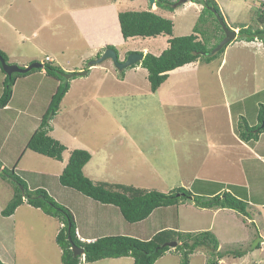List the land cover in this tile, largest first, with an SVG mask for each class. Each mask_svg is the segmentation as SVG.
<instances>
[{"label":"rangeland","instance_id":"374dc122","mask_svg":"<svg viewBox=\"0 0 264 264\" xmlns=\"http://www.w3.org/2000/svg\"><path fill=\"white\" fill-rule=\"evenodd\" d=\"M50 1L59 2V0ZM122 1L124 0H119L115 5L101 1L106 6L97 9L96 13L93 12L91 16L81 15L78 19L79 30L69 25L60 31V26L63 25L60 17L50 18L48 32L41 31L38 34V36L43 35L49 42L36 46L31 45L29 40L23 42L9 26V24H15L18 29L23 30L21 33L26 31L29 37V29L26 30L27 18L31 11L29 7L21 8L19 12H9L8 15L3 13L0 18V35L9 45L0 44V49L9 52L10 56L35 54L34 61L43 63V68L44 64L59 65L60 60L59 63L65 68H75L73 71H64L65 73L88 69L90 61L101 55L107 48V44L115 43L114 47L117 51L124 46H129L123 43L124 38L119 30L117 16L119 12L129 10L131 5L120 4ZM220 1H223L221 3L224 8L227 6L226 2L235 8V13L229 15L231 24H235L238 20L241 22V19L249 14L251 15L249 19L251 27L258 26V22L252 18L250 8L245 7L242 0ZM254 1L260 5L258 8L264 7V4L260 3L261 0ZM37 2L39 5L42 0H37ZM64 2L69 6V0H64ZM191 2L193 1L177 3L175 10L173 9L174 12L171 14L173 36L190 34L198 20L200 25L198 24L197 28L211 29L216 26L212 24L213 18L208 15L204 18L207 21H200L199 15L202 7L192 6ZM46 4H43V8L50 6ZM37 7V3L34 4L32 11ZM237 7L241 9V12L237 13ZM257 9L255 5L252 8L253 13H256ZM170 11L167 15H170ZM66 22L71 23L68 20ZM12 34L14 35L11 38ZM208 35L210 39L211 32L206 33L207 37ZM133 38L140 39V37ZM10 40L13 42L11 43ZM254 41L262 43L257 38ZM157 48L154 50H158ZM161 50L156 52L147 49L146 52L155 55ZM235 50L237 48H234ZM56 54L57 57H55ZM46 55L48 58L52 57L53 61L46 60ZM220 56L221 54H217L216 58L209 61L202 57L198 58L193 62L197 65L196 73L170 77L169 89L171 90L166 91V85L163 86L162 83L158 92L151 98H146L142 91L128 92L132 85L128 82L120 83V79H115L111 72L106 80L102 70L98 71V74L86 73L69 79L57 78L47 73L45 68V72H39L40 68H34L19 76H16L18 75L16 72L12 73L16 76V80L11 86V97L7 103H10V108L0 107V261L2 260L1 262L5 264H14V262L15 264H62V251L55 239L60 227L58 225L54 227L55 220L51 218L52 216L48 217L50 215L47 214L48 220L44 221L36 214L40 208L33 209L34 207L30 205L32 210L28 207V212L31 219L28 216L25 217V226L21 231L25 232V236L18 237L15 235L17 231L14 225L15 213L8 216L1 214L15 191V182L13 177H10L15 174L26 183L29 191L34 190L35 186H40L44 190L47 189L54 197H58L57 202L72 212L78 231L84 237L122 234L145 238L157 225L145 224L146 219L135 223L128 222L123 218L117 206L101 203L73 188L62 186L57 176L61 161L27 148L29 138L43 121L58 84L67 80L70 87L64 94L55 115L51 116L52 112L48 113L45 121H47L46 124L51 125L52 136L66 146L62 153L63 160H68L71 150L85 149L91 154V158L87 162L89 169L86 172L83 168V173L94 183L103 181L108 184L120 182L136 185L130 181L141 182L143 178L146 181L141 183L142 187L167 192L174 188L175 184L180 186L183 179L192 176L193 165L196 168L202 160L201 156L205 154L202 147L192 150L187 147L183 148L180 140L174 142V137L177 139L189 135L199 137L203 132L210 141L225 138L223 136L229 129V125L225 114L219 113L220 106L224 105L225 89H231L236 98L242 97V93H248L250 96L246 98V102L241 103H249L251 108L255 105V110L249 108L248 116L258 121L260 102L264 105V62L256 61L255 65L262 63V68L256 67V72L245 71L247 74L239 73L240 80L235 77L231 79L227 70L228 66L224 68L223 74H220L222 71L218 72L221 67L219 65ZM113 67L119 70L114 65ZM118 72H116L117 75H119ZM197 72L207 75L206 82H202L201 77H197ZM216 74L222 76V81ZM6 76L0 68V96L4 89L3 82ZM137 83L142 84V81L137 80ZM253 85L256 87L255 91L247 90ZM159 101L164 105L157 109L155 106L159 104ZM173 105H175L174 108ZM186 113L190 115H183ZM141 115L144 118H141ZM128 137L133 138L136 144L134 147L128 144ZM85 143L90 148L84 146ZM92 150L96 151L95 156ZM148 163L158 165L160 170V173L154 174L152 179H147L148 175L142 172L144 171L143 165ZM255 166L256 170L250 173L251 178L248 174L250 181L258 187L252 191L255 203L248 207L251 214L243 222L240 221L241 228L233 231V237L221 235L219 238V249L223 251L240 249L246 252L237 258L225 256L219 264H264V205H262L264 204V166L262 162L257 161ZM4 168L9 175L3 172ZM232 169L234 168L225 166V172ZM195 183L197 184L194 190H198V185L205 191L211 190L215 185L219 187V184L199 182V180H195ZM57 188L64 189V191L57 190ZM184 204L187 212H194L190 216L193 219L197 218L198 208L192 202L186 201ZM191 217L186 218L191 220ZM168 218L162 220L168 222ZM251 218H254V223L247 221ZM256 228L259 235L254 233ZM186 231L193 232L194 229L189 228ZM76 234L78 236L77 230ZM257 240L261 241L258 248L246 249L249 246L253 247V243ZM175 247L169 246L165 255L159 257L154 264H181L180 252ZM208 256L207 248H197L190 255L189 264H206ZM83 258L84 255H81L79 264H132L133 262L131 256L104 258L93 262H85ZM130 258L132 261L129 260Z\"/></svg>","mask_w":264,"mask_h":264},{"label":"trees","instance_id":"16d2710c","mask_svg":"<svg viewBox=\"0 0 264 264\" xmlns=\"http://www.w3.org/2000/svg\"><path fill=\"white\" fill-rule=\"evenodd\" d=\"M202 5V11L199 15L200 21L205 20V15L212 17V24L216 25L211 29L197 28L199 23L187 35L173 36V21L163 17L151 10H125L118 13L119 28L124 40L132 37H157L159 35L168 36L167 47L161 51L159 55L145 53L140 65L147 70V76L150 88L155 91L168 77V73L178 67L193 63L198 58H204L209 61L216 58L217 54H221L224 45L219 51L212 55L208 53L224 36L223 30L215 17V13L221 14L219 6L215 0H192ZM156 5L168 10H173L177 1L172 0H156ZM212 9L215 11H212ZM264 9H257L255 17L261 22L264 20ZM207 21V19L205 20ZM204 21V22H205ZM203 23V22H202ZM206 36V33H210ZM221 32V34H220ZM237 40L253 41L260 39L264 45V27L240 26L237 34ZM107 48L115 47L107 44ZM0 55L7 61V55L0 50ZM99 54H97L98 56ZM202 60V59H201ZM50 61V60H48ZM136 64L131 65L134 67ZM44 68L47 73L57 78H63L64 70L58 65H46ZM0 68L1 65H0ZM33 70V69H32ZM39 70V69H38ZM3 71V69H2ZM4 72V71H3ZM19 76L26 73H17ZM8 76V75H7ZM7 76L4 80V89L0 96V107L7 105L11 97V86L16 76ZM69 88V81H62L58 84L55 93L51 98V102L46 110L43 121L33 132L27 142V148L45 155L47 157L62 160V153L66 146L58 139L49 135L51 125L46 124V115L52 112L54 116L59 108V104ZM258 121L255 125H249L243 118L237 124V132L240 138L246 139L251 137L258 138L259 134L264 131V106L259 105L257 114ZM91 154L81 148L71 150L68 161L62 172L58 176L61 185L73 188L86 196H89L101 203L112 204L119 208L123 218L131 223L145 220L153 210L165 207H177L186 201L192 202L196 207L200 208H231L239 213L242 217L250 215L247 210L248 203L244 199L234 195L233 193L223 190L219 193L206 195L194 190L197 183H193L191 187L175 186L167 192L156 189H147L142 186L132 184H121L99 181L94 183L89 177L83 173V167L90 160ZM7 173L5 168L2 169ZM9 175V174H8ZM6 176V174H5ZM15 182L14 193L6 206L2 209L1 214L8 216L14 213L15 209L26 201L29 205L40 208L44 213L56 218L62 226L56 234V242L62 251V264H79L81 255H74L71 249V243L84 249V261L93 262L104 258H119L125 256L133 257V264H154V262L165 254L169 246L163 243L169 241H177L176 249L180 252L181 264H189V257L197 248L205 247L209 251L206 264H219V261L225 256L233 258L241 257L246 250L240 249H219V239L212 230H197L193 232L178 231L172 229H164L156 232L148 239H140L129 235H104L95 238L92 241L80 239L76 234V223L72 212L64 205L58 203L43 188H36L32 191L26 186V183L16 174L10 176ZM199 180V179H195ZM201 180H199L200 182ZM195 182V181H194ZM200 188V186L198 185ZM198 188V189H199ZM245 218V219H246ZM254 223L253 220H250ZM255 234L259 235L256 228ZM68 235L71 241L68 239ZM260 240L253 243V247L246 249L258 248ZM0 264H5L0 261Z\"/></svg>","mask_w":264,"mask_h":264},{"label":"crops","instance_id":"0c3cea01","mask_svg":"<svg viewBox=\"0 0 264 264\" xmlns=\"http://www.w3.org/2000/svg\"><path fill=\"white\" fill-rule=\"evenodd\" d=\"M101 1L106 4L108 2V4H111V5H115L119 2V0H69V6H68L65 4L64 0H59L58 3L56 1L42 0L43 4L47 3L46 5H50L48 7L43 8V4L41 3L38 5L37 0H0V18H1V14L3 13L8 15L9 12H12V11L19 12L21 8H25L26 6L29 7L31 11H29L30 16H28L27 18L28 27L26 28V30L29 29V37L26 31L25 33H21L23 30L18 29L15 24H9V26L12 28V31L14 32V34L18 36L19 38H21L23 42L26 40H29V42H31V45L36 46V45H41V44L49 42L43 35L38 36V34L41 31L48 32L47 27L49 25L50 18L53 19L56 17L57 18L60 17V21L63 24L62 26H60V31L64 30L63 28H65V26L67 27L69 25L70 26L73 25L74 28H77L79 30L78 19H80L81 15L84 14L86 16L87 15L91 16L93 12L96 13L97 9L103 8L104 6H106L104 3H101ZM215 1L217 5L219 6V9L221 10L229 27H231L235 31H238L240 25L245 26V27L252 26L250 24L251 21L249 23V19L251 16V15L249 16V14L243 17L241 19V22L238 20L237 22H235V24H231L229 20V15L230 13L231 14H233V12L235 13V8L230 6L228 2H226L225 5L227 6L224 8L223 4L221 3L223 1H220V0H215ZM36 3L38 7L36 8V10L32 11L31 8ZM97 3L99 5H97ZM122 3L131 5L128 8L129 10H151L169 19L172 18L171 14L175 10L174 9L170 11L168 9L159 7L155 3L153 4L150 3L149 0H124L120 4ZM191 3H192V6H195L197 8L202 7V5L199 3L198 5H196L195 2L194 3L191 2ZM260 3L264 4V0H261ZM242 4L248 9L250 8L249 11H251V13L253 14L252 18L258 22L257 24L258 26L256 27H264V20L262 22L258 20L257 17H255V13H253L252 11V8L255 7V5H256V9L260 5H257V2L255 3L254 0H251L250 2L248 0H242ZM261 8L264 9V7H261ZM40 9H42V11H40ZM236 10H237V13H239V11L241 12V9L239 7H237ZM169 11H170V15H167ZM252 18L251 20L253 22ZM67 20L71 21L72 24L66 22ZM14 34H12L11 38L13 37ZM167 39H168V36L159 35L157 37H146V38L140 37V39L138 38L134 39L132 37V38L123 40V43L129 46H124L123 48H120L119 51H117L119 54V59L121 60L125 59V57L131 52H141L145 54L147 53L146 52L147 49H151L152 51H156V52L159 51V49L163 50L167 47ZM4 40L5 39H2L0 35V44L9 45L8 42ZM10 41L11 43L13 42L12 40ZM145 42H148V43H145ZM111 44L113 46L115 45V43H111ZM137 46L139 48H137ZM140 47H143L144 49H141ZM156 48L158 50H154ZM234 48H237V50L234 51ZM252 49L254 51H252ZM3 52L7 55V61L9 63H16L18 65L25 66L36 59L35 54H23L20 56H15V55L10 56L9 52H7L6 50ZM159 54H155V55H159ZM46 56L48 57V55ZM55 57H57V54ZM50 58H51L50 62L53 61L52 57H49V59ZM256 61L264 62L263 43H259L258 41H254V40L245 41V40L234 39L232 42H230L225 47L224 51L221 53V56L219 58V65L221 67L223 66L224 67L223 68L220 67L218 72L222 71L220 72V74H223L224 68L228 66L227 70L229 72V77L231 79H234V77L239 79V75L241 73L247 74L245 71L250 72L252 70L256 72L257 70L256 67H258L259 69L262 68V63L260 65H257V64L255 65ZM59 62L60 60L58 61V64H59L58 66H60L64 71L67 72V71L75 70L74 67L65 68ZM77 67H80V66L77 65ZM196 68H197L196 63H190V64H186L184 66L178 67L170 71L168 73L167 79L163 82V86L166 85L165 90L166 91L171 90L169 89V84H170L169 78L170 77L181 76V75H186V74L189 75L192 73H196L197 71ZM80 69H82V67H80ZM100 70L104 71L106 80L109 76V73L111 72L115 79H120V83L128 82L129 84H131L132 85L131 89L128 92L142 91V94L146 98H151L159 90L158 89L159 87L155 91L151 90L150 83H149L148 76H147L148 72L145 68H143L140 65V62L134 67L129 66L122 70H116L113 67L112 61L110 59L108 60L105 59L101 63L95 64V65H88L87 73L98 74V71ZM215 70L217 73V68ZM117 71H119L118 72L119 75L116 74ZM39 72H45L44 68L43 67L40 68ZM220 74L219 75L216 74V75L219 76L218 78H220L222 81L223 78H221L222 76ZM196 75L197 77L198 76L201 77L202 82H206L207 75H203L199 72H197ZM137 80L142 81V84H138ZM242 83H245V82L242 81ZM69 87H70V84H69ZM249 87L250 88H247V90L250 89L252 91H255L254 89L256 87L254 85L249 86ZM249 96H248V93L246 94L242 93V97L236 98L235 95H233V92L231 91V89L229 90L225 89L224 95H223L224 105L220 106V109H219V113L225 114L226 116L225 119L227 120V124L229 125V129L225 131L226 134L223 136L225 138H222L219 141H210L206 138L207 136L205 137V134L203 132H201V135H199V137H191L190 135L188 137L185 136L182 139H177L176 137H174V142L180 140L183 148L187 147L192 150L194 148L202 147L205 150V154L201 156V159H202L201 162L197 165L196 168L193 165L192 176L190 175L186 179H183L180 186H186L189 188L193 185V183H195L194 182L195 179H199L204 182L219 184V187L215 185L211 190H207V191H205L204 188L200 186V188L198 189V192L206 194V195H212L215 193H219L220 191H223V190L229 191L233 193L234 195L247 201L248 203L247 210H248V207L251 206V204L255 203L253 202L254 200L252 198L253 197L252 191H254L255 188H258L256 186L257 184L250 181V178H251L250 173L251 172L253 173L256 170V166H255L256 161L262 162L264 166V131L260 133L258 138L256 139H253L251 137L242 139L240 138L237 132V124L241 118H243L250 126L255 125L257 123L254 120V117L253 119H251L248 116L249 108L251 110H255V105H254V108H251L249 103H246V104L241 103L242 101L245 103L246 98H248ZM261 103L262 102H260V104ZM9 104L6 105L5 109L10 108ZM163 105L164 104H162L159 101V104L156 105L155 108L158 109L159 107ZM150 107H153V106L150 105ZM174 107L175 105H173V108ZM183 115H190V114L186 113ZM141 118H144L143 115H141ZM49 134L52 136L51 131H49ZM127 141H128V144L132 145L133 147L134 145H136L134 143L133 138L131 137H128ZM84 146H86L87 148H90L89 145L86 143L84 144ZM93 154L95 156L96 151H93ZM191 156H193V154ZM67 161L63 160L62 158L61 165L59 169L57 170V176H59V174L62 172ZM146 162L148 161L146 160ZM226 165L234 169L227 170L225 172ZM88 166L89 165L86 163L85 167H83L86 172L89 169ZM143 170H144L142 171L143 174L145 173L146 175H148L147 179H152V176L154 174L158 175L160 173L158 165L155 166L152 163H148L147 165L144 164ZM248 174L250 178H248ZM228 177H233V178H228ZM113 181H115V179H113ZM116 181L125 182L122 180H116ZM145 181L146 180L142 178L141 182L130 181V183H135L136 186L137 185L141 186V183H144ZM114 183H120V182H114ZM121 184H125V183H121ZM175 186L177 185L175 184L174 187ZM35 187L34 189L42 188L40 186H37L36 188ZM45 190L50 196H52L56 201H58V197H54L47 189ZM57 190L64 191V189H60V188H57ZM184 203L179 204L177 207L175 206L165 207V208H158V209L153 210L151 214L146 218L145 224L154 223V224H157L156 225L157 227L156 226L153 227V230L150 232V235L146 236L145 238H140V237L139 238L148 239L150 238V236L152 237L154 235L153 234L154 232H158L166 228L178 230V231H186L189 228L194 229V231L212 230L218 238H220L221 235H224L226 237H233L234 235L233 231L241 228L242 223H240V221L243 222V220L246 218V217H242L239 213H237L235 210L231 208H200V207H197L199 210L198 217L193 219L190 215L191 213H194V212L193 211L187 212L186 207L184 206L185 205ZM28 207L32 210L31 206L26 201H24L22 204H20L15 209L14 218L16 217V220H17V221L16 220L14 221L15 230H17L15 231V235L18 237L25 236V232H21L25 226V217L28 216L31 219V216L28 212ZM33 209H35V207ZM36 214H38V217L43 218L44 221L48 220L47 218L48 215L45 214L41 209H38V213ZM187 216L191 217V220L186 218ZM48 217H51V216H48ZM166 217H169L168 222H165L164 220H162ZM51 218L55 220L53 222L55 228L57 225L59 227L62 226V223H60L56 218L54 217H51ZM251 219L255 222L254 218H251ZM251 219H248L247 221H250ZM161 220L162 222L158 223ZM76 230L78 232V236L84 238L87 241H92L95 238L102 236V235L104 236V234H102L99 236L92 235L91 237H84L80 235L77 226H76ZM18 246L21 247V245H18ZM125 257H129V256H125ZM129 260L132 261L133 258L132 260L131 258Z\"/></svg>","mask_w":264,"mask_h":264},{"label":"water","instance_id":"95a60500","mask_svg":"<svg viewBox=\"0 0 264 264\" xmlns=\"http://www.w3.org/2000/svg\"><path fill=\"white\" fill-rule=\"evenodd\" d=\"M190 0H178V3H185ZM150 3H154L155 0H149ZM215 16L223 30L224 36L223 38L208 52L207 55H212L215 52L219 51L224 45L232 42L237 37V31H235L232 28H229L223 17H221L218 13H215ZM143 53L140 52H131L129 53L125 59L121 60L119 59V54L116 49L114 48H106L101 55H99L97 58L90 61V65H95L98 63H101L105 59H110L113 63V65L119 69L122 70L128 66H131L133 64H136L137 62H140L143 59ZM0 65L3 69V71L6 73V75L11 76L12 73H26L34 68H42L43 63L38 61H32L26 66H19L15 63H9L8 61H5L4 58L0 55ZM87 73V69H83L80 71H74L70 73H63L64 78L69 79L74 76H82ZM264 125V123H262ZM1 169V166H0ZM68 239L71 241L70 236L68 235ZM163 245L167 246H176V241H169L164 243ZM71 249L74 253V255H84V249L82 247H79L75 245L73 242L71 243Z\"/></svg>","mask_w":264,"mask_h":264},{"label":"clouds","instance_id":"9594fccd","mask_svg":"<svg viewBox=\"0 0 264 264\" xmlns=\"http://www.w3.org/2000/svg\"><path fill=\"white\" fill-rule=\"evenodd\" d=\"M156 1V0H155ZM190 1H192V0H190ZM178 2V1H177ZM155 3V2H154ZM156 4V3H155ZM221 11V10H220ZM222 14V13H221ZM221 17H223V19L225 20V18H224V16H223V14L222 15H220ZM216 17V16H215ZM225 22L227 23V21L225 20ZM227 25H228V23H227ZM229 26V25H228ZM229 28H231V27H229ZM237 33H238V31H237ZM141 53V52H140ZM144 55V54H143ZM139 63V62H138ZM173 230V229H172ZM79 237V236H78ZM79 238H82V237H79ZM84 238H82V240H83ZM219 239V238H218ZM177 242V241H176ZM177 244H178V242H177ZM223 259V258H222ZM221 259V260H222Z\"/></svg>","mask_w":264,"mask_h":264},{"label":"built area","instance_id":"2783aa9c","mask_svg":"<svg viewBox=\"0 0 264 264\" xmlns=\"http://www.w3.org/2000/svg\"><path fill=\"white\" fill-rule=\"evenodd\" d=\"M45 59H46V60H49V58H48V57H46ZM80 239H82V238H80Z\"/></svg>","mask_w":264,"mask_h":264}]
</instances>
